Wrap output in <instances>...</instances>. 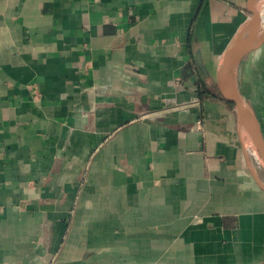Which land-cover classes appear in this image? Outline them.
I'll list each match as a JSON object with an SVG mask.
<instances>
[{
	"label": "crops",
	"instance_id": "crops-1",
	"mask_svg": "<svg viewBox=\"0 0 264 264\" xmlns=\"http://www.w3.org/2000/svg\"><path fill=\"white\" fill-rule=\"evenodd\" d=\"M250 3L0 0V264H264V170L216 84ZM236 84L264 135V45Z\"/></svg>",
	"mask_w": 264,
	"mask_h": 264
},
{
	"label": "water",
	"instance_id": "water-1",
	"mask_svg": "<svg viewBox=\"0 0 264 264\" xmlns=\"http://www.w3.org/2000/svg\"><path fill=\"white\" fill-rule=\"evenodd\" d=\"M258 0H251V16L235 33L221 53L216 65V84L221 96L231 103L237 114L240 133L244 135L264 170V135L260 122L250 104L240 93L236 84L239 64L264 45V11L254 7ZM197 64L206 81L211 74L205 66L200 50L196 51Z\"/></svg>",
	"mask_w": 264,
	"mask_h": 264
},
{
	"label": "bare ground",
	"instance_id": "bare-ground-1",
	"mask_svg": "<svg viewBox=\"0 0 264 264\" xmlns=\"http://www.w3.org/2000/svg\"><path fill=\"white\" fill-rule=\"evenodd\" d=\"M259 7H260V9H259L260 11H264V2H262V4H260ZM252 150H253V149H252ZM252 152H253V151H252Z\"/></svg>",
	"mask_w": 264,
	"mask_h": 264
}]
</instances>
